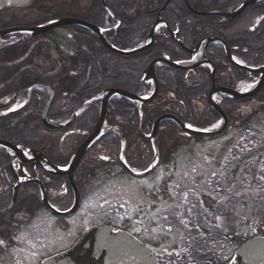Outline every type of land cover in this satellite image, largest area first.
<instances>
[{
  "label": "flooded vegetation",
  "instance_id": "obj_1",
  "mask_svg": "<svg viewBox=\"0 0 264 264\" xmlns=\"http://www.w3.org/2000/svg\"><path fill=\"white\" fill-rule=\"evenodd\" d=\"M96 1L95 7L87 11L77 9L67 12L64 7L62 10L65 13L52 20L71 17L85 21L98 30H104L103 36L118 52H134L135 55L115 53L107 49L91 31L79 27L62 28L72 38L69 37L65 45L54 44L53 52L47 53L49 55L41 60V64H38L35 55L29 53L40 40L39 36L29 39L24 34L13 35L15 33L11 32L0 39V70L8 67L12 71L4 73L6 77L12 76L9 82H0V141L22 147L14 153L0 147V240L4 241L0 245V264H46L97 229L127 233L150 251L152 257L147 260L131 259L132 264L141 261L150 264H169V261L172 264H234L235 256L244 243L253 238H264V180L260 179L264 175L263 148L253 144L255 139H249L248 146L240 145L238 133L233 135L232 146L227 150H218L214 158L216 162L213 161V167L209 169L205 164L195 165L190 161L182 165L177 156L179 150H152L150 138L153 137L155 122L161 117H176L188 125L197 121L220 120V115L208 107L214 74L210 68L197 64L204 62V55L213 57L214 52L221 55L219 48L224 56L226 52L221 45L208 46L206 53L197 46L203 37L218 38L227 43L236 60L243 61L241 64L252 69L263 67L264 21L256 24V20L264 17V0L246 8L233 20L224 15L235 12L249 0H179V3L170 0L155 15L151 9L147 12V9L144 11L138 7L139 0H106L115 18L106 12L103 0ZM85 2H89L86 6L92 5L91 1ZM144 3L149 7V3ZM37 7L26 5L20 18H1L0 33L46 24L42 21L44 19H35L37 12L46 14L44 8ZM167 9L180 12V16L185 15L183 10L192 12L196 9L200 19L184 20L190 26L182 33L185 29L183 22L171 28L163 18L170 32L160 23L151 36L158 15L162 13L163 16ZM251 9L255 17L241 19L240 16ZM210 16H217L218 19H205ZM209 25L217 27L210 29ZM46 36L40 35L43 38ZM196 39L199 42L193 46ZM161 60L186 68L176 70L167 67V63ZM154 62H157L154 66L155 78L149 79L146 71ZM220 65L215 69L219 88L239 90L242 83L255 84L259 79L257 74L234 67L227 56L222 58ZM16 77L23 79L20 87L12 86ZM110 91L127 92L140 98L141 103L136 106L122 97L107 99ZM261 92L264 95V87L254 97L240 101L218 96L220 100L217 104L228 117L227 128L230 125L235 128L246 126L250 119L244 115V110L248 107L253 110V106L256 110L259 104L264 106V96H259ZM148 98L152 99L147 103L141 100ZM254 101L257 102L252 106ZM237 106H240L239 109ZM7 112L8 115H3ZM230 112L234 114L230 115ZM101 124L104 131L102 137L88 149L79 150ZM171 131L188 135L170 120H165L158 126L154 138L159 139L162 134ZM247 133L243 137H256L251 128L247 129ZM162 138L170 143V136L163 135ZM57 144L60 153L56 156L49 154L46 147L56 149ZM123 146L126 148L123 149ZM26 149L41 157L43 155L62 174L49 171L47 166L42 168L40 164L44 163L35 159L29 160L32 157L23 155ZM200 151L209 154V150ZM17 152L27 161L20 159L16 162ZM93 152L94 159L85 162L89 166L85 173L87 177H91L93 169L102 170L100 175L95 176L96 179L107 176L99 181L113 179L114 174L110 172L115 170L128 177L126 190L121 195L125 200L121 210L125 214L114 216L108 206L109 213L98 221L99 225L92 224L98 222L93 221L88 209L80 214L87 195L84 191L86 186H82L86 183L79 176L83 171L81 164ZM79 153L82 154L81 162L78 161L71 171ZM102 154L108 159H102L105 157ZM178 165L183 169L182 173L181 170L178 172ZM166 166L168 172L161 176L159 170ZM189 166H192L190 170L185 168ZM154 177L157 182H152ZM170 182L173 186L168 185ZM161 183L170 186L164 189L171 190L173 195L161 190ZM190 184H198L203 190L199 193ZM58 191L61 193H55ZM30 197H37L39 207L47 213L50 232H59L61 227L68 236L77 226V229H86L85 233L77 236L66 248L41 257L43 248L36 247L31 241L32 231L25 230V225L31 220L27 216L28 212L32 213L27 205L30 204ZM44 200L54 209L69 215L52 214ZM164 203L167 210L176 213L174 219L169 213L161 218ZM217 216L221 219H216ZM70 219H76L75 225L66 224ZM66 238L63 237V243L70 239ZM226 239L228 243L225 245H231L229 248L211 249L210 245L220 244ZM61 242L60 239L59 244ZM163 248H167L172 255L167 252L157 255L160 252L157 250L162 251ZM112 262V259L102 258L96 253L90 264Z\"/></svg>",
  "mask_w": 264,
  "mask_h": 264
},
{
  "label": "rangeland",
  "instance_id": "obj_2",
  "mask_svg": "<svg viewBox=\"0 0 264 264\" xmlns=\"http://www.w3.org/2000/svg\"><path fill=\"white\" fill-rule=\"evenodd\" d=\"M85 1H91L92 5L86 6L85 4H89V2H85ZM167 1L169 2L170 0H162L161 3L159 2V0H157V1L156 0H139L138 1V7L143 8L144 11H146V9H147V12H148V9H151L152 10L151 12H153V14H155V11L164 7L166 5ZM214 1H216V0H214ZM96 2H97L96 0H0V19L1 18H12V17L20 18L24 15L22 13V11L25 10L26 5L30 6V4H33V5H37L38 6L37 8H40V9L44 8V12L46 13V14H41V13L37 12L35 14L36 15L35 19H44L42 21H46V24H47V22L49 20L54 19L53 17L59 16L60 14L63 15V13H65L62 10L64 7H65V10L67 12H70V11L74 12L77 9L87 11L90 7H95ZM144 2L149 3V7ZM174 2L179 3V0H175ZM174 2H172V3H174ZM261 2L259 1L256 4L261 3ZM113 4L115 5V3H113ZM255 15L256 14H253V10L251 9V11L250 10L246 11L240 17H241V19H244V18H247L248 16H252V17H250L252 19L255 17ZM161 18H163L162 13H161ZM56 19H58V18H56ZM35 22H39V21H35ZM52 29H54V28H52ZM55 29L56 30H50L49 29V30L45 31V34H47L46 37L50 38L51 41L48 40L46 37L43 38V37L39 36L40 40L37 41L38 43L36 45L32 46L31 51L29 52L30 54L35 55L37 57V59H38L37 62L39 61L38 64H41V60L53 52L54 44L61 45L60 43H62L63 45H65L69 42L70 38H72L71 36H68L66 31H64L62 28H55ZM37 46H40V48H38ZM41 46H43V47H41ZM62 49L65 50L64 48H62ZM47 53H49V54H47ZM116 53H118L120 55H124V56L125 55L130 56V55L122 54L119 52H116ZM167 67H168V65H167ZM5 72H12V71L8 67L7 68L2 67V69L0 70V82H9L10 81L12 76L6 77L4 74ZM21 83H23V79L20 77H16V81L12 82V84H14L12 86L20 87ZM263 94H264V92H263ZM259 96L263 97L264 95H262V92H261V94H259ZM133 102L135 103L134 105L137 106V104H136L137 101L133 100ZM255 102H257V101L252 102L251 105L253 106V104H255ZM259 105L256 106L257 107L256 110H255L254 106H253V110L250 109L251 107H248L244 110V115H246V116L248 115V117H249L248 119H250L249 121H247L245 127L235 128V127H233V125H230L227 128V131L223 135L208 138V139L207 138L199 139V138H196L195 136L191 137V136L184 135V134L179 135V133H177L175 131L166 132V133L162 134V136L163 135L166 137L170 136V143L169 142L166 143L163 140L162 136L159 137V139L154 138L155 139V148L153 145L152 150H159V149L160 150L161 149L162 150H179V151H177V156H178V158L180 157L179 162H182V165H184V162L190 161V163L195 164V165L196 164H198V165H204L205 164L209 169L213 167V161L216 162V160H214V158H215L218 150H222V148H224V150H227V147L232 146L231 144H233V142H232L233 135L237 136L238 133H240V138H241L240 139L241 140L240 145L246 144V146H248L249 145V139H255V143H253V144L256 145L258 148H263L262 150H264V106L260 107ZM251 114H253V115H251ZM214 124H215V121L208 124V126H209L208 129L209 130L213 129L211 127ZM249 128H251V131H254L256 133V137H250V138L249 137H243L244 133L248 134L247 129H249ZM162 132H164V130L161 131V133ZM26 135H27V133L25 134V137H26ZM250 135H251V132H250ZM229 141H231L232 143L230 142V144L229 143L227 144V142H229ZM0 142L6 143V144L12 146L13 148H16V145H14V144L4 142L2 140ZM46 142L48 144H52L48 141H46ZM58 147H59V145L56 147V149H53V147H51L52 149H48L46 147V150L49 154L56 156L58 153H60L59 150H57ZM200 150H209L208 151L209 154H207V155L202 154ZM190 151H192L194 154H191ZM185 152H187V153H185ZM102 155H104V154H102ZM170 155L168 157H170ZM94 157H95V153L93 152V155L86 157L87 161L85 159L82 161V164L85 165V167L82 166V164H81V168L83 169V171L80 173L79 176L86 183L82 186H86L84 191H85V193H87V195H85V198L82 202L80 214H82L84 211H86L88 209L90 212V217H92L93 221H96V222L99 221L100 222L102 217H104V218L107 217L106 215L109 213L108 206H110V210H112L114 216H117V215L122 216L125 213H122V210H121V205H122L123 200H124V197L123 196L121 197V195L126 190L125 184L127 183L126 179L128 177L125 174H120V172L115 170V171L110 172L111 174H114L113 179L110 178V179H106L103 181H99L102 179V177H104V178L107 177L106 175H102V177L101 176H100V178L98 177L99 179L95 178L96 175L101 174L102 170H100V169H96V170L93 169V172H92L93 174L91 175V177L90 178L87 177V175L85 173H86V170L89 168V166H88V164L86 165V163L92 161L94 159ZM42 158H43V155H42ZM66 158L67 157H65V159ZM205 158L207 160L206 162H205ZM16 159H20V157L17 155ZM175 160H177V158H175ZM80 162L81 161H79V163ZM43 163L44 164H40L41 166L43 165L42 168L45 169L46 166L48 168L51 167L47 164L46 159H45V161H43ZM191 167L192 166L185 167V168L190 170ZM177 168H178V172H179L181 170V166L178 165ZM164 169H166V170H164ZM167 170H168L167 166H166V168L162 167L159 170L161 176H162V174H164L165 171L168 172ZM182 171H183V169L181 170V173H182ZM137 172H139V171H137ZM47 180H49V178H47ZM157 180L158 179L155 177L152 178V182H157ZM49 181H51V180H49ZM47 183H50V182H47ZM138 183H140V182H138ZM168 185L173 186L171 182L168 183ZM170 186H166V185H163V183H161V190H163L165 187L167 189H169L168 187H170ZM190 186L197 188L199 193L203 190L198 184L197 185L190 184ZM167 189H164V191L165 192L167 191L168 194L169 193L172 194L171 190L168 191ZM55 193L58 194V193H61V191H58ZM129 195L134 196V194H132V193H130ZM40 199H41V193H40ZM28 200L30 201V204H27L28 210H30V212H32V213H29V212L27 213V216L29 218H31V220L28 221V223L25 225V227H26L25 230L32 231L31 232L32 243L34 245H36V247H39L40 249L43 248V250L41 252V257H43L44 255H46V253H49L51 251H56V250H59L62 248H66L67 245L69 246V243L71 244L77 236L85 233L84 231H86V229H84V228L77 229V226L71 230V232L68 236L66 234H64L65 229L63 228V230H62L61 227L59 228V232L57 230H53L50 232V230L47 228V224L50 222V220L48 219L47 213L45 212V210L43 208L39 207L38 198L37 197H33V198L30 197ZM72 203H73V199L70 200V204H72ZM166 208H167V204L164 203V205L162 206L163 211H161V218H164L165 214L169 213L170 217L174 219V216L176 215V213H173L170 210H167ZM19 210H22V209L19 207ZM77 220H78V218H77ZM99 222L98 223H92V224L99 225L100 224ZM68 223H72V225H75L76 219H70V221L67 220L66 224H68ZM51 226H48V227L51 228ZM241 232H243V231H241ZM61 234H63V235L61 236ZM209 236L210 235L207 234L208 239H209ZM63 237H65V238L70 237V239L68 242L63 243ZM60 239L62 240L61 244H59ZM226 243H228V239L223 240L222 243H220V244H218V242L215 244H212V245H210V247H211V249H215L216 251L219 249L224 250V249L229 248L231 246V245H225ZM157 251L161 252V250H157ZM39 253L40 252H38V255H39ZM38 255H37V257H38Z\"/></svg>",
  "mask_w": 264,
  "mask_h": 264
},
{
  "label": "water",
  "instance_id": "obj_3",
  "mask_svg": "<svg viewBox=\"0 0 264 264\" xmlns=\"http://www.w3.org/2000/svg\"><path fill=\"white\" fill-rule=\"evenodd\" d=\"M259 1L260 0H249L246 3L242 4L243 7H240L236 12L228 14L225 17L228 19H234L238 15H240L246 8L256 4ZM160 23H165L161 18V13L158 15V22L154 25L153 30L151 31V36L153 35L156 27ZM62 26L84 27V28L90 30L96 36H98L99 39H101L104 42L105 46L108 49L115 51V52H118L117 50H115V48L110 46L104 40V38L100 34V30H98L97 28H95L89 24H86V23L78 21V20L70 19V18L56 20L50 24H47L44 26H38V27H34V28H27V29L14 30V31H5V32L0 33V36H6L11 32H14V33L18 32V33H27L30 37H34V36H37V35L44 33L45 31H47L49 29L51 30L52 28L55 29V28L62 27ZM211 42L221 43L226 49V53H227L229 60L234 65H236L237 67L244 69V70H246L252 74L260 75L261 78H260L258 85L253 90H251L249 92H239V91H232V90H228V89H222V88H219L217 86V79L215 76V70H213L214 87L210 91L209 101H210L211 107L214 110H216L222 116V118L224 120L223 127L216 129V130L197 131V130H192V129L186 127V125L182 124L175 117H170V116L169 117H162V118L158 119L154 124L153 134H152L153 137L151 138L152 140L154 139L155 132H156L158 126L165 119L172 120L173 122H175L177 124V126L182 131L193 134V135H198V136L217 135L225 129V127L227 125V117L222 112V110L218 107V105L212 101L211 97L213 95H215L216 93H222V94L226 95L227 97L231 98L232 100H240V99H244V98L254 96L264 86V67H261L259 69H249L246 67L239 66L234 61L233 57L231 56L230 50H229V48L225 42H223L220 39H209V40H207L208 44ZM201 45H202V43H200L197 46V48L199 49L201 47ZM135 52H137V51H135ZM119 53H122V52H119ZM126 54L127 55H133L135 53L133 52V53H126ZM161 62L167 63L166 65H168L169 67L174 68V69L186 68L183 65H180L178 63L172 64V63L165 62L163 60H161ZM156 63L157 62H154L153 64H151L150 67L148 68V70L146 71V75L149 79L155 78L154 77V66ZM200 65L201 64H197V66H200ZM116 95H121V96L129 98L131 100L139 99L138 97L129 95L128 93L121 92V91H110L108 93L107 99H110L111 97L116 96ZM150 100H151V98L148 100H143V101L148 102ZM102 120H103V118H102ZM101 135H102V124L99 126V128L96 129L94 134L88 140H86V142L82 145V147L79 150L88 149L90 147V145L94 141H96ZM0 146L6 147L8 150H12L14 152L18 151L17 148H13L12 146H10L6 143L0 142ZM17 154L23 160L22 154L19 152H17ZM31 154L34 156V159H35L34 161H37V162L45 161V159L42 158L41 156H39L38 153L32 151ZM81 155L82 154L79 153V155L76 157L75 164L72 165L71 171L74 170V168H75L76 164L78 163ZM23 161H26V160L24 159ZM47 163L49 164V166H51V164L49 162H47ZM51 168H52V172L57 173V174H62L60 172L61 170H59L55 166H51ZM71 171L69 173H71ZM44 203L56 215L64 216V215L68 214V213H59V212L55 211L50 205H48L46 203L45 200H44ZM96 253H99V256H102V258L112 259L113 260L112 264H132V263H130L131 259H133V258H134V260H136V259L137 260L138 259H141V260L147 259V258H149V255H150V253L147 250H145V248L143 246H141V245L139 246L137 241L134 240L129 235L124 234V233H114L111 229H107V230L106 229H98V230L92 231L91 233L86 235L80 241V243L77 245V247H75L73 250L50 260L48 262V264H90L93 261ZM234 262H235L234 264H264V238H258V239L256 238V239L248 241L237 252ZM135 264H150V263H147V262L143 263V261H141L140 263L137 262Z\"/></svg>",
  "mask_w": 264,
  "mask_h": 264
},
{
  "label": "trees",
  "instance_id": "obj_4",
  "mask_svg": "<svg viewBox=\"0 0 264 264\" xmlns=\"http://www.w3.org/2000/svg\"><path fill=\"white\" fill-rule=\"evenodd\" d=\"M182 8H185L184 6L182 7ZM194 11H192V12H189L188 10H183L184 11V13H185V15H182V16H180L181 14H180V12H178V11H175V10H170V9H167L166 11H164V13H163V18L168 22V24H169V26L171 27V28H175L176 27V25L179 23V22H183L184 20L185 21H188V20H191V19H200V18H198V15L199 14H196V13H198L199 11L198 10H196V9H193ZM155 14H157V11L155 12ZM154 14V15H155ZM213 17V18H212ZM210 16L209 18H205V19H218L217 18V16ZM201 19H202V17H201ZM189 22H183V28H185V29H183V31H182V33L184 32V30L186 31V28L188 27V26H190L189 24H188ZM217 26H215V25H209V28L210 29H213V28H216ZM185 33V32H184ZM203 38H206V37H203ZM199 39H202V38H199ZM199 41H198V39H196L195 40V42H193L192 43V45L193 46H195L197 43H198ZM216 47V46H215ZM219 50L222 52V54L221 55H217V53L216 52H214V54H213V57H209V56H207V57H209L210 58V60L216 65V67H220L221 65V61H222V58L223 57H225L226 58V56H224V53H223V51H222V49L221 48H219ZM210 54V53H209ZM194 99V98H193ZM239 107L240 106H237L236 108L237 109H239ZM191 109H192V111L194 110V107L191 105ZM234 110H235V108H234ZM236 111V110H235ZM231 114H234L233 112H230V115ZM211 120H213V119H211ZM210 122L211 121H209V122H201V121H197L196 123H193V125L194 126H197V127H200V128H205V127H207L208 126V124H210ZM34 143V142H33Z\"/></svg>",
  "mask_w": 264,
  "mask_h": 264
},
{
  "label": "snow or ice",
  "instance_id": "obj_5",
  "mask_svg": "<svg viewBox=\"0 0 264 264\" xmlns=\"http://www.w3.org/2000/svg\"><path fill=\"white\" fill-rule=\"evenodd\" d=\"M241 7H243V6L241 5ZM261 21H264V17H258L257 20H256V24H260ZM233 59H236V58L233 57ZM236 62H237L238 64L243 63V61H240V60H236ZM254 87H255V84H254V83H253V84H245V83H242V84H241V91H248V90H250V89H252V88H254ZM186 127H188V128H192L193 126H192L191 124H189V125H186ZM213 127H214V128H215V127H219V124H215V125H213ZM204 131H208V129H204ZM102 159H108V157L105 156V157H102ZM132 171H136V169H132ZM213 175H215V173H213ZM260 179H261V180H264V175H261V176H260ZM216 219H218V220L221 219V216H217ZM146 230H147V229H146ZM153 231H154V230H153ZM192 239H193V240H196V237H193ZM204 243H207V241H205ZM2 244H4V241L0 240V245H2ZM153 251H155V250H153ZM165 252H167V254H168L169 256L172 255V252H168L167 248H163L161 252H157V255H162V254L165 253ZM169 264H172V262L169 261Z\"/></svg>",
  "mask_w": 264,
  "mask_h": 264
},
{
  "label": "bare ground",
  "instance_id": "obj_6",
  "mask_svg": "<svg viewBox=\"0 0 264 264\" xmlns=\"http://www.w3.org/2000/svg\"><path fill=\"white\" fill-rule=\"evenodd\" d=\"M102 260H100V262H101ZM96 264V263H95Z\"/></svg>",
  "mask_w": 264,
  "mask_h": 264
}]
</instances>
